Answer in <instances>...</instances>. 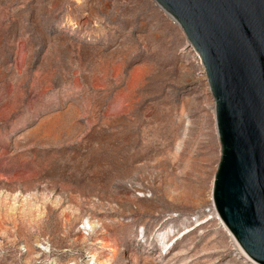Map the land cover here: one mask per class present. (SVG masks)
Masks as SVG:
<instances>
[{"label": "rangeland", "instance_id": "obj_1", "mask_svg": "<svg viewBox=\"0 0 264 264\" xmlns=\"http://www.w3.org/2000/svg\"><path fill=\"white\" fill-rule=\"evenodd\" d=\"M219 156L154 0H0V264H256L215 215Z\"/></svg>", "mask_w": 264, "mask_h": 264}, {"label": "water", "instance_id": "obj_2", "mask_svg": "<svg viewBox=\"0 0 264 264\" xmlns=\"http://www.w3.org/2000/svg\"><path fill=\"white\" fill-rule=\"evenodd\" d=\"M154 1L193 46L214 99V209L245 256L264 264V0Z\"/></svg>", "mask_w": 264, "mask_h": 264}, {"label": "bare ground", "instance_id": "obj_3", "mask_svg": "<svg viewBox=\"0 0 264 264\" xmlns=\"http://www.w3.org/2000/svg\"><path fill=\"white\" fill-rule=\"evenodd\" d=\"M180 146L178 145V149L177 150H180ZM215 215H216V217H218V219L221 221V219L219 218V216H218V214H217V212L215 211ZM222 222V221H221ZM223 224V223H222ZM224 226V225H223ZM224 228H225V226H224ZM226 229V228H225ZM226 231L228 232V230L226 229ZM229 233V232H228ZM229 235L232 237V239L234 240V242H235V244L239 247V245L237 244V242L235 241V239L233 238V236L229 233ZM240 248V247H239ZM240 251H241V253H244L242 250H241V248H240ZM245 255V254H244ZM247 258V257H246ZM248 259V258H247Z\"/></svg>", "mask_w": 264, "mask_h": 264}]
</instances>
